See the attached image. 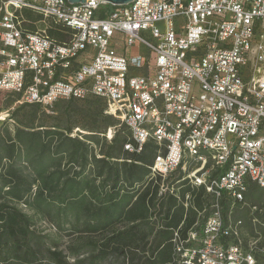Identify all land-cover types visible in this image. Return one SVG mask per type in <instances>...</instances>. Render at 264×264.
<instances>
[{"label": "built area", "instance_id": "obj_1", "mask_svg": "<svg viewBox=\"0 0 264 264\" xmlns=\"http://www.w3.org/2000/svg\"><path fill=\"white\" fill-rule=\"evenodd\" d=\"M108 5L0 0V92L48 113L61 100L103 99L130 132L126 150L149 139L160 147L149 177L159 195L174 194L164 182L181 170L175 183L213 198L200 230L175 232L177 263L259 264L264 246L246 248L243 220L225 216L220 203L242 202L250 184L264 189V0ZM25 9L73 30L69 42L28 31ZM117 44L147 53L127 56Z\"/></svg>", "mask_w": 264, "mask_h": 264}, {"label": "trees", "instance_id": "obj_2", "mask_svg": "<svg viewBox=\"0 0 264 264\" xmlns=\"http://www.w3.org/2000/svg\"><path fill=\"white\" fill-rule=\"evenodd\" d=\"M22 14L30 25L49 21L48 36L58 44L69 42L73 30L62 23L28 9ZM87 100L95 106L85 112L90 133L84 140L74 137L72 125L31 126L32 115L13 130L8 119L0 125V264H105L112 258L178 264L174 234L185 238L195 220L193 209H185V196L192 195L199 211L210 208L204 187L184 181L178 195H159V185L149 181L160 152L154 139L130 152L125 149L133 143L130 132L118 131L107 145L101 136L116 127V119L105 113L103 99L81 101ZM69 101L71 106L80 100ZM23 106L47 112L39 105ZM263 194L250 184L244 200L234 203L253 208ZM232 203L221 200L225 216ZM64 238L73 240L65 244Z\"/></svg>", "mask_w": 264, "mask_h": 264}, {"label": "rangeland", "instance_id": "obj_3", "mask_svg": "<svg viewBox=\"0 0 264 264\" xmlns=\"http://www.w3.org/2000/svg\"><path fill=\"white\" fill-rule=\"evenodd\" d=\"M106 10L108 7L105 8ZM50 22L45 21V22H40L37 23L36 25H30L28 23L25 24V28L33 31H38V30H46L48 31V28L50 27ZM162 26V25H159ZM123 46L120 44L116 45V50L118 52L123 51ZM143 48V47H142ZM144 49V48H143ZM136 50V47H131L128 51V53H131L132 51ZM144 51V50H143ZM80 60H83L81 57ZM139 72H135V74H138ZM69 100H61L59 101L56 105H54V108L51 110V112L43 113L41 110L36 111L34 108H30L28 106H19L15 105V98L13 95L0 92V117L3 115H7V112H9L11 120L8 119V126L11 130L14 129V127H17V125L22 126L26 124L28 121V118L30 115L33 116V122L32 124L29 123V125L37 127L38 125H46L48 127L54 126L61 124L63 126L65 125H72L74 130H73V135L74 137H78L80 139L84 140V136L86 134H89L90 132L87 131L89 130L87 123L88 119L85 117V112L89 110L91 107H94L95 104L93 103L92 100H87V101H74L73 104L70 106L69 105ZM70 106V108H69ZM72 109H75L74 112ZM7 117V116H6ZM5 117V118H6ZM70 118V121H69ZM116 119V127L112 128H107L105 132V135H102L101 139L107 141V145H109L112 141V137L114 136L115 133L120 131V133H129V130L123 124L119 119L113 117ZM13 119V120H12ZM1 123V121H0ZM3 123V122H2ZM1 123V124H2ZM105 136V137H104ZM94 149L96 150L97 153H99V147L93 145ZM189 170V169H188ZM188 170H186L188 172ZM183 172L181 170L177 171L175 174L171 176V178L167 179L164 182L165 186L174 187V194L178 195L180 188L179 184L175 183V180L179 177H182ZM160 183H162L160 181ZM197 188V187H194ZM166 194H171L170 192ZM165 194V195H166ZM205 192V197L208 198V201L210 203L213 202L212 196H210ZM241 208H238V205L235 203H232L229 207L230 215L231 218L234 219V217L241 216L243 217V222H244V229H243V240H244V245L246 248L249 249L250 245L254 243L256 240L259 241L258 243V248H261L264 244V234H263V229H264V224L262 222V219L264 218V194L261 195L259 198L257 205L253 208H249L248 204L246 203L245 205L242 204ZM210 215V209L206 210L203 212L202 216L199 218V222H201L202 219H206ZM42 229L45 228V225L41 226ZM254 233V234H252ZM73 239H68L64 238L65 244H68L69 241H72ZM259 255V261H263L264 258L263 256L258 253ZM112 258V257H111ZM105 264H126L123 262L122 258H120L119 261H117L115 258H112L108 260L107 263Z\"/></svg>", "mask_w": 264, "mask_h": 264}, {"label": "crops", "instance_id": "obj_4", "mask_svg": "<svg viewBox=\"0 0 264 264\" xmlns=\"http://www.w3.org/2000/svg\"><path fill=\"white\" fill-rule=\"evenodd\" d=\"M40 22H44V21L41 20V21H39V22H35L33 25H36L37 23H40ZM32 31H33V30H32ZM135 47H136V50H134V51L131 52V53H133V54L128 53L129 49H126V48H123L122 53L125 54V55H127V56H131V55H135V54H145V53H147V51H146L145 49H143L141 46L137 45V46H135ZM143 50H144V51H143ZM193 186H194V185H193ZM194 187H198V186H194ZM200 188H201V187H200ZM202 188H203V187H202ZM187 196H190V197H191L192 195H190V194L186 195V196H185V200H186ZM210 196H211V195H210ZM210 196H209V197H210ZM191 198H192V197H191ZM185 200H184V201H185ZM189 203H190V207L187 208V209H190V208L193 209V212H195V220H194V223L192 224V226L189 228L188 231H190L191 229H193V230H200V227L204 224L205 220L202 219L201 222H199V218L202 216L203 212L206 211V210H208L209 208L204 209V210H202V211H199L198 209H196V208L194 207V204H193V200H192V199H190ZM185 209H186V208H185ZM187 209H186V210H187ZM186 217H187V215L185 216V219H186ZM154 219H156V217H155ZM184 221H185V220H184ZM184 221L180 224V226H179L180 228L183 227V224L185 223Z\"/></svg>", "mask_w": 264, "mask_h": 264}, {"label": "water", "instance_id": "obj_5", "mask_svg": "<svg viewBox=\"0 0 264 264\" xmlns=\"http://www.w3.org/2000/svg\"><path fill=\"white\" fill-rule=\"evenodd\" d=\"M102 1L106 2L109 5L120 7L130 4L133 0H102ZM67 2L72 5H79V4H84L85 2H87V0H67Z\"/></svg>", "mask_w": 264, "mask_h": 264}, {"label": "bare ground", "instance_id": "obj_6", "mask_svg": "<svg viewBox=\"0 0 264 264\" xmlns=\"http://www.w3.org/2000/svg\"><path fill=\"white\" fill-rule=\"evenodd\" d=\"M6 116H7V115H3V116H1V117H0V121H2L3 119H5Z\"/></svg>", "mask_w": 264, "mask_h": 264}]
</instances>
